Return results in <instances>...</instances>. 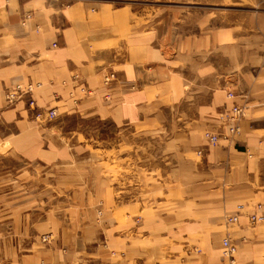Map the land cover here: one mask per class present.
Segmentation results:
<instances>
[{
  "label": "crops",
  "instance_id": "1",
  "mask_svg": "<svg viewBox=\"0 0 264 264\" xmlns=\"http://www.w3.org/2000/svg\"><path fill=\"white\" fill-rule=\"evenodd\" d=\"M132 4L0 0V161L35 170L70 164L90 150L83 133L65 136V118L76 114L166 133L163 164L173 163L160 176L147 169L160 185L148 184L146 200L120 205L112 192H90L83 205L46 214L1 190L0 264H229L226 236L237 244L231 264H264V221L248 220L259 204L264 213V39L251 63L229 53L240 46L227 28L171 49ZM111 70L117 77L107 82ZM28 82L38 84L37 105L58 107L59 121L41 124L25 101L9 104L7 93ZM78 85L93 93L75 103ZM235 104L245 106L240 132L209 145L203 130H217ZM239 205L242 216L228 225ZM49 232L54 240L44 242Z\"/></svg>",
  "mask_w": 264,
  "mask_h": 264
},
{
  "label": "rangeland",
  "instance_id": "2",
  "mask_svg": "<svg viewBox=\"0 0 264 264\" xmlns=\"http://www.w3.org/2000/svg\"><path fill=\"white\" fill-rule=\"evenodd\" d=\"M125 3H133L134 11L141 15L142 25L162 32L164 45H169L171 49H175L177 42H181L186 36L210 38L214 31L227 28L230 30L229 37L236 36L240 46L232 47L229 53L243 54L244 59L251 63L252 53L258 47L256 39H264V0H123V6ZM31 18V14L27 15L23 23ZM259 47H262L259 51L264 52V45ZM116 77V72L111 70L106 80L110 82ZM24 84L33 85L35 91L38 86L29 82L20 85ZM15 88L7 93V98ZM75 88L80 92L79 98L72 96L75 103L93 93L87 86L78 85ZM229 92L234 93L233 90L227 91V96ZM55 96L58 97V94L55 93ZM22 101L27 105L30 118L41 124L51 125L61 117L58 107L38 105L42 111L56 108L57 115L53 119L44 117L36 120L28 99ZM221 114L217 130H203L207 141L208 132H220L223 129ZM65 120V136L70 137L71 130L83 133L85 139L81 145L90 150L77 156L70 164L58 163L51 167L41 165L37 170L22 168L20 162L13 157L3 159L0 161V191H6L14 199L25 198L23 200L28 201L30 209L40 205L46 214L53 210L63 211L72 204L83 205L84 194L88 195L90 192L97 195L112 192V198L120 205L135 202L138 197L146 200L150 196L148 184L160 185L158 180L147 179L148 168H153L151 171L159 176L162 170L173 168L171 160L170 163L163 164L167 160H163V156L169 155L166 151L168 148H164V142H168L170 137L166 133H147L131 127V124L121 125L111 119L95 117L82 119L76 114ZM224 238L223 256L231 264L236 260L237 244L234 242L236 251L230 258L226 255ZM42 240L48 243L53 241V234H43Z\"/></svg>",
  "mask_w": 264,
  "mask_h": 264
},
{
  "label": "built area",
  "instance_id": "3",
  "mask_svg": "<svg viewBox=\"0 0 264 264\" xmlns=\"http://www.w3.org/2000/svg\"><path fill=\"white\" fill-rule=\"evenodd\" d=\"M34 86L33 85H17L14 92H10L8 94V102L9 104H14L22 101L23 99H28V105L33 111L34 118L36 120H42L44 117L48 119H53L57 115V109H50L47 111H42L36 105V101L34 99ZM228 96L231 98L234 96L233 92H229ZM222 115L223 129L220 132H208L207 139L209 145H217L222 139L232 140L236 134L240 132V123L242 119L245 117V106H240L238 104L233 105L231 108L227 109ZM202 153V151H200ZM239 211L236 214L230 215L227 218L226 223L230 225L231 223H236L239 221L240 216L243 214V206H238ZM256 210L248 214V220L251 225H258L264 221V213L262 204L257 205ZM224 246L226 248V255L230 258L236 251V244L231 239V237L224 238Z\"/></svg>",
  "mask_w": 264,
  "mask_h": 264
}]
</instances>
